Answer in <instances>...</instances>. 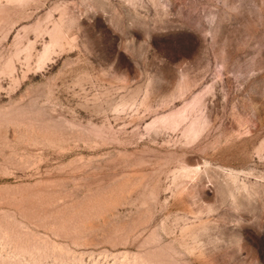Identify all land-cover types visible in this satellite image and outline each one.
<instances>
[{"label": "rangeland", "instance_id": "rangeland-1", "mask_svg": "<svg viewBox=\"0 0 264 264\" xmlns=\"http://www.w3.org/2000/svg\"><path fill=\"white\" fill-rule=\"evenodd\" d=\"M0 264H264V0H0Z\"/></svg>", "mask_w": 264, "mask_h": 264}]
</instances>
